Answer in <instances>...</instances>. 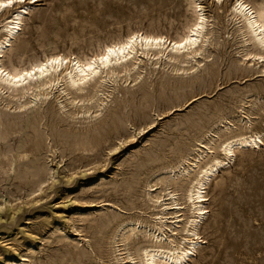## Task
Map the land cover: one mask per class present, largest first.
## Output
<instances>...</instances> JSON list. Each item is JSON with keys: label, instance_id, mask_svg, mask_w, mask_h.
<instances>
[{"label": "rangeland", "instance_id": "obj_1", "mask_svg": "<svg viewBox=\"0 0 264 264\" xmlns=\"http://www.w3.org/2000/svg\"><path fill=\"white\" fill-rule=\"evenodd\" d=\"M188 1L26 0L1 60L26 67L52 53L90 57L133 31L178 38L194 17ZM197 2L209 34L192 58L141 54L127 74L103 73L80 91L60 83L33 102V90L24 98L0 90V264H115L113 254L150 243L139 230L157 213L161 231L177 239L187 204L174 214L169 196L159 204L150 196L176 190L183 202L188 175L175 184L163 167L206 129L217 141L238 132L260 140L235 150L209 181L199 244L183 264H264V62L247 59L256 48L230 14L233 0ZM136 220L113 253L114 228Z\"/></svg>", "mask_w": 264, "mask_h": 264}, {"label": "bare ground", "instance_id": "obj_2", "mask_svg": "<svg viewBox=\"0 0 264 264\" xmlns=\"http://www.w3.org/2000/svg\"><path fill=\"white\" fill-rule=\"evenodd\" d=\"M25 1L0 0V90L11 91L18 97H23L25 93L33 90L32 98L28 102H33L38 96L47 95L60 83L64 84L65 87L80 91L91 81L94 84L98 83V79L102 78L101 74L103 73L105 77L109 76V78L120 72L127 74L137 64L141 54L148 57L163 56V58L165 57L172 61L183 62L186 58H192L202 51L203 43H206L207 34H209V32H205L208 20L203 11L204 7L197 0H189L188 8L191 9L194 17L192 22L186 27L185 33L178 38L170 39L165 34L133 31L123 39L105 44L100 52L90 57L78 58L77 56H66L62 53H52L45 56L44 59L31 61L26 67L11 62L5 65L1 57L11 47L12 42L20 33L22 19L28 12L27 4L34 2L25 3ZM224 1L208 0L212 7L222 4ZM10 10L13 11L8 16H4ZM230 14L235 21L242 23V28L245 29V34L248 35L246 41L252 42L256 48L255 52L245 53L248 56L247 59L256 61V63H263L264 1L250 4L245 0H233ZM240 32L242 33V31ZM24 105L19 104V107ZM247 122L251 123L249 120ZM217 123L221 124L222 120L219 119ZM210 132V129H206L200 133L194 138V143L186 151H183V154L174 163L163 167V169L168 170L175 184L181 182L179 176L188 175V181L185 187L182 188L181 199L183 202L178 203L179 199L177 198L176 190H169L164 194L160 189L157 193L150 196V199L155 203H158L162 196H169L172 201L170 203L167 202L168 205H175L177 209L173 212L174 214L181 211V204H187V213L189 215L184 217L182 225L179 227L181 236L176 239L173 235H168V232H162V216L157 213V216L152 218L154 220L153 223L147 225L148 229L141 228L139 230L143 236L151 237L150 243L146 246H137L134 251L135 254L128 252V250L124 256L123 253L113 254L115 264H183L191 257L199 244L198 227L206 213V206H204L207 201L205 189L209 181L220 168L231 162L230 160H232L235 150L244 147L254 148L259 144L260 140V132L250 134L238 132L218 139V141L213 132L212 134ZM2 133L4 134V131ZM176 150L181 151V147L176 148ZM190 171L193 173L189 174ZM154 185L156 183L147 186L152 187ZM180 216L175 215L174 217L179 218ZM155 220H158V222ZM179 221L180 219L173 221L172 224ZM140 224L141 221L136 220L132 224L133 227L126 229V225H128L126 222L119 223L112 231L110 240L113 244L121 241L122 245H124V241L134 233L136 226L138 227ZM170 233L173 234L172 229ZM118 238L119 240H116ZM119 246L120 244L118 243L113 246V253L123 250L119 249Z\"/></svg>", "mask_w": 264, "mask_h": 264}]
</instances>
